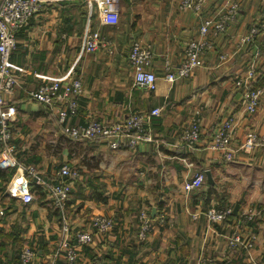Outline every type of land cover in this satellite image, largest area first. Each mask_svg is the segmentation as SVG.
<instances>
[{
	"label": "crops",
	"instance_id": "0c3cea01",
	"mask_svg": "<svg viewBox=\"0 0 264 264\" xmlns=\"http://www.w3.org/2000/svg\"><path fill=\"white\" fill-rule=\"evenodd\" d=\"M224 1L204 0L197 14L181 8L179 0H121L118 23L107 25L92 6L68 7L70 2L62 0L44 4L15 32L9 65L18 83L5 96L17 107L8 141L16 164L9 167L32 165L56 182L58 168L67 163L80 176L70 188L71 229L64 244L58 215L46 205L42 191L29 204L0 192V264H11L24 245L36 252L32 264H45L53 255L57 264H65V248L76 243L77 230L85 229L93 239L77 246L78 264H204L209 257L212 264H264V147L238 148L248 130L264 133V98L249 113L241 102L243 89L235 84L256 51V68L264 70V0H238L239 16L227 31L206 34L213 47L202 64L187 77L173 82L164 78L166 62L175 66L183 59L187 42L200 37L202 18L213 15ZM255 22L262 24L261 31L241 44ZM94 29L109 44L86 52L84 38ZM135 39L152 52L154 89L134 82L128 52ZM221 53L230 57L222 60ZM72 71L80 77L82 92L78 112L67 123L109 122L140 111L148 114L145 130L151 140L112 149L101 139L66 135L56 110L28 98L27 92L42 82L69 81ZM261 82L256 77L253 85ZM154 107L160 112L149 115ZM195 110L201 134L196 147L188 150L181 135ZM228 117L235 126L230 160L209 148L216 124ZM203 169H208L204 182L184 190L186 180ZM221 206L231 207L232 214L211 222L206 210ZM142 208L153 219L145 238L138 236ZM251 211L253 217L244 220ZM94 213L111 216L113 228L96 232L89 223ZM234 233L242 239L231 245Z\"/></svg>",
	"mask_w": 264,
	"mask_h": 264
},
{
	"label": "built area",
	"instance_id": "2783aa9c",
	"mask_svg": "<svg viewBox=\"0 0 264 264\" xmlns=\"http://www.w3.org/2000/svg\"><path fill=\"white\" fill-rule=\"evenodd\" d=\"M62 0H0V168L13 166L16 161L12 155L13 146L8 141L13 135L10 126L12 117L17 112V107L10 103L5 96L11 94L17 85V76L9 65V58L16 45L15 32L27 24L30 17L40 11L46 3H55ZM68 2L84 0H63ZM90 6L94 8L99 20L103 24L115 25L119 21L121 0H89ZM204 0H179V6L184 9H191L201 14ZM239 16V1L225 0L223 6L213 15L202 18L199 27V38L190 39L184 48V57L177 64L172 65L166 62L164 66V78L173 82L176 79L189 76L194 68L202 64V57L211 50L213 44L206 37L208 31L214 34L225 33L228 27L237 20ZM262 24L255 22L249 31L240 39V43L249 42L261 31ZM101 44H109L108 40L98 29L89 31L84 38V49L86 52H94ZM256 51L243 75L238 74L235 78L236 86L243 89L241 102L247 112L256 110L258 102L264 98V70H257ZM220 59L226 60L230 57L228 53H221ZM128 60L133 70L135 84L147 89H154L156 86V74L151 69L152 52L148 45L140 40L131 42ZM259 75V76H257ZM256 77L262 78V82L253 85ZM82 92L80 77L72 71V78L66 82L50 81L42 82L37 88L27 92L28 98L41 102L56 110L59 123H62L63 132L72 139H101L112 149L134 147L140 140H151L145 130V121L148 114L140 111L131 112L114 121L92 120L81 125H70L67 118L78 112L79 104L77 96ZM159 107H154L149 115H157ZM234 122L228 117L216 124L209 148L217 152L223 159L230 160L234 155V148L231 141L234 136ZM201 134V123L199 110H195L189 125L183 131L181 140L188 150L196 147ZM264 147V133L255 131L246 132L243 140L238 144L239 149L249 150ZM208 169L195 173L184 183V190L190 191L200 186L205 179ZM59 180L49 182L34 166L17 164L15 172L5 186V193L12 195L21 202L29 204L35 199L37 189L43 192L46 205L55 210L58 214L62 243H65L66 236L71 229L68 216V201L72 183L80 176L77 168L64 163L57 170ZM17 176V177H16ZM231 213L230 207H210L206 210V216L211 222H221ZM4 214L0 207V215ZM254 212H248L243 219H250ZM139 222L138 236L145 238L153 228V219L147 209H140L137 213ZM160 222H164V216H159ZM91 228L98 233H107L115 225L111 216L102 213H94L89 218ZM76 243L67 246L64 250L65 264H78L77 246L85 245L92 241L93 233L89 230H77L75 232ZM241 241V235L235 233L229 238L231 245ZM248 245H252L251 242ZM36 252L29 245L21 247L16 259L11 264H32ZM56 255L48 259L45 264H55ZM204 264H212L211 257L203 260Z\"/></svg>",
	"mask_w": 264,
	"mask_h": 264
},
{
	"label": "trees",
	"instance_id": "16d2710c",
	"mask_svg": "<svg viewBox=\"0 0 264 264\" xmlns=\"http://www.w3.org/2000/svg\"><path fill=\"white\" fill-rule=\"evenodd\" d=\"M86 6H90V1L89 0L75 1V2L68 3V7H76V8H79V9L85 8ZM15 169H16V167L14 168V167H9V166L6 167V168H0V192H3L5 190V186H6L7 182L9 181V179L11 178V176L13 175V173L15 172ZM36 191L41 192L39 189H37ZM42 194H43V192H41L40 195H42ZM68 207H69V202H68V205H67V209H69ZM221 207H226V206H221ZM51 210H53V209H51ZM53 212L55 214H57V212L55 210H53ZM68 213H69V210H68ZM231 214H232V208H231V213L228 216H230ZM68 216H69V214H68ZM55 264H57V263H55Z\"/></svg>",
	"mask_w": 264,
	"mask_h": 264
},
{
	"label": "rangeland",
	"instance_id": "374dc122",
	"mask_svg": "<svg viewBox=\"0 0 264 264\" xmlns=\"http://www.w3.org/2000/svg\"><path fill=\"white\" fill-rule=\"evenodd\" d=\"M252 3H255V1H254V2L252 1ZM220 6H221V5H220ZM220 6H219V7H220ZM89 8L92 9L91 7H89ZM202 10H203V9H202ZM203 13H204V11H203ZM259 23H260V22H259ZM248 131H254V130H248ZM248 131H247V132H248ZM255 132H256V131H255ZM257 133H259V132H257ZM245 134H246V133H245ZM232 139H233V138H232ZM231 144H232V141H231ZM260 148H261V147H260ZM242 150H243V149H242ZM76 168H77V167H76ZM77 169H78V168H77ZM78 170H79V169H78ZM79 172H80V171H79ZM38 192H39V191H36V192H35V196H36L35 198H37V197L39 196V193H38ZM37 193H38V194H37ZM38 198H39V197H38ZM251 212H252V211H251ZM247 213H248V212H247ZM247 213H246V214H247ZM250 219H251V218H250ZM245 220H247V219H245ZM236 234H238V233H235V235H236ZM238 235L240 236V234H238ZM251 237H254V235L251 236ZM241 239H242V237H241ZM239 242H240V241H239ZM239 242H237L236 244H238ZM250 242H251V244H252V241H251V240H250ZM234 245H235V244H234Z\"/></svg>",
	"mask_w": 264,
	"mask_h": 264
},
{
	"label": "water",
	"instance_id": "95a60500",
	"mask_svg": "<svg viewBox=\"0 0 264 264\" xmlns=\"http://www.w3.org/2000/svg\"><path fill=\"white\" fill-rule=\"evenodd\" d=\"M207 171H208V170H207ZM207 171H206V172H207ZM209 181H211V180L209 179Z\"/></svg>",
	"mask_w": 264,
	"mask_h": 264
},
{
	"label": "bare ground",
	"instance_id": "6f19581e",
	"mask_svg": "<svg viewBox=\"0 0 264 264\" xmlns=\"http://www.w3.org/2000/svg\"><path fill=\"white\" fill-rule=\"evenodd\" d=\"M17 177V176H16Z\"/></svg>",
	"mask_w": 264,
	"mask_h": 264
}]
</instances>
